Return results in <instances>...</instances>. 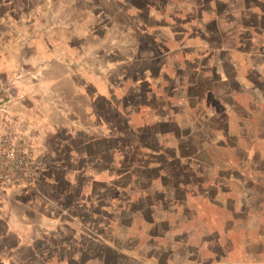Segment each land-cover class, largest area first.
Returning a JSON list of instances; mask_svg holds the SVG:
<instances>
[{
  "label": "crops",
  "instance_id": "1",
  "mask_svg": "<svg viewBox=\"0 0 264 264\" xmlns=\"http://www.w3.org/2000/svg\"><path fill=\"white\" fill-rule=\"evenodd\" d=\"M255 2L239 7L233 0H210L208 23H227V16L234 22L227 32L221 27L192 30L205 39L194 44L187 80L175 82L198 90L193 101L186 98L188 108L199 114L197 108L212 94L210 85L234 89L224 91L221 110L193 122L202 128L203 140L177 122L180 114H173L172 105L150 86H165L166 68L178 75L175 55L183 56V49L172 52L176 59L168 64L157 45L149 59L157 67L153 75L131 69L120 80L122 65L110 59L111 52L100 56L96 29L87 28L85 35L70 28L67 4L56 7L51 0L54 9L48 12L38 9V0H0V90H9L5 115L31 141L37 171L30 180L50 187L46 193L36 190L35 208H8L0 264H264V147L255 143L264 134V0ZM216 4L222 13L214 12ZM214 35V43L208 42ZM120 103L124 116L119 114L126 119L153 116L158 128H172L165 139L172 141L173 151L186 138L193 140L195 151L183 163L189 171L185 183L166 171L170 160L163 152L158 150L154 159L153 152L140 150V162L125 170L131 184L118 233L117 209L101 201L102 193L112 191L114 203L118 189L115 182L101 185L117 172L112 148L127 144L114 126L102 122L101 113L115 115ZM211 118L224 125L221 145L208 146ZM149 131L160 147L161 130ZM102 148H108L106 175L100 173ZM43 154L48 161L40 160ZM58 179L63 182L59 191L53 188ZM219 209L229 214L220 222L214 215ZM102 214L108 218L102 220ZM209 216L214 220L207 221Z\"/></svg>",
  "mask_w": 264,
  "mask_h": 264
},
{
  "label": "rangeland",
  "instance_id": "2",
  "mask_svg": "<svg viewBox=\"0 0 264 264\" xmlns=\"http://www.w3.org/2000/svg\"><path fill=\"white\" fill-rule=\"evenodd\" d=\"M209 1L210 0H203V2L201 3L199 0H53V5L56 7H60V3L64 4L63 6H65L66 4L68 5L70 19L69 26L75 32L85 33L86 35L88 30L87 28L96 29L97 36L95 37V39H99L100 44H102L100 56H103V54L105 55V53L107 54L108 52H111L112 56L110 57V59L122 65L118 71L120 80L125 78L124 76H126V73L131 69H133V71L134 69H145L146 71H150L151 75H153L157 67L154 66V63L150 62L149 59L156 53L155 50L158 49L157 45H160L164 49V54L166 55L165 59L168 64L174 63L176 57H179V60H177V65L179 66V70L177 73L178 75H175V73L172 72L171 68H166V77H169V81L164 82L165 86L158 88L156 87L155 83L154 85L151 84L150 86H153L152 90L155 93L162 95L163 103L169 106L174 105L173 108H171L172 106L170 107V110L173 114H180L179 117L176 116L177 122L181 125L183 124L189 127L188 129L191 131L190 135H195L197 136V138L204 140V134H202L200 131L202 130V128L200 129L199 126H195L193 122L197 118H208V115L216 112V109L221 110L220 103L221 99L224 98V91H229V89H232L233 87H231V85L229 84L230 86H226L224 90V88L220 84L210 85L212 94L210 95V97H208V100H206L205 103L202 102V107L197 108L199 113L197 114L194 108H188V101H186V98L193 101L198 95V90H186L187 86L184 83H181L182 88H180L178 87L179 85L175 82H179V79L180 81L187 80V78L189 77L187 67L189 66L190 60L192 58L194 44H198L199 41L201 42L205 39L202 33L201 35L200 33L195 34V32L192 33V30L196 27L212 30L217 29V27H221V29L227 32L228 28L232 25L230 23L234 22L233 17L227 16L230 19V23L221 21H217V24H214V22L208 23V21L206 20L205 10ZM50 2L51 0H38L37 7L38 9L47 8L46 11L50 12V9H54L53 5L50 4ZM233 3H235L236 6L238 4L239 7H241L243 4H249L250 6L251 4H254L256 2L255 0H233ZM195 4L199 7L197 9V12L194 11V8V10L192 9ZM213 9L214 12H223L222 6L218 4L214 5ZM182 33L184 34L182 35ZM191 36L192 38H190ZM215 38H217V36L214 35L212 38L208 37L207 40L208 42L214 43ZM94 44L97 45L98 43L95 42ZM179 49H183V52L185 53H183V56L175 55V57L172 52L176 51L178 54L179 51L177 50ZM169 54L172 55L170 56ZM236 58L237 55L235 54L233 56V59ZM227 73H229L228 70ZM173 85L176 87V91H173ZM2 90H0V95L5 97L8 89H3L2 87ZM118 95V93H114V96L117 97ZM5 101L6 97L4 98L3 102ZM177 103L180 104V108L182 110L180 108H176ZM247 105L248 104H246V106ZM122 107V103H120L118 107L116 106L117 112L115 113V115L113 114L114 111L109 112L102 110V122L106 120L108 123H110L111 126H114L115 128L113 130H116L117 135L121 137V141L124 144H128L129 141L139 139V143L143 145L147 144L151 147L153 146L160 152H163L164 156L168 158V160H170V162L165 167L166 171L172 173L171 176L174 177V179L178 178L180 181L182 180V182H188L189 171L187 167L183 165V163L186 162L192 154H194L195 148L193 146V140L190 138H186L184 141H181L179 147L173 151L169 147L170 142L172 141L169 142L167 141V139H165V137L167 136H172V128H169L167 126H165L167 128H158L156 124H154L153 116H147L146 119V117L133 115L131 120L128 117L126 119L122 117L124 116ZM119 112H121L122 116H120ZM203 112L207 115H204ZM146 120H148V122ZM5 121L6 123H13L9 119H5ZM143 123L145 125H143ZM223 126V123L218 118H211L210 120H208L207 127L208 129H210L211 133H213L210 139H207L209 140L208 146L222 144L220 134ZM135 128H146V131L141 133L137 130L135 132ZM149 129L153 130L154 132H157V130H161L159 131L160 133H158L164 139L162 140L160 147H158V144L155 145L153 137L150 135ZM15 131V141L16 139H18V135H21V155H23L25 161H30L27 159L32 158L33 154L31 141L28 140L25 134L20 133L18 130ZM184 132L185 131H181L180 133ZM207 132L209 131L207 130ZM138 133L140 134L137 137ZM263 142L264 134H262L255 143L260 147H264ZM105 151L106 148L101 149V162H107V151ZM212 153L214 157H218L220 155V152L215 151V153ZM238 154L240 155L241 153ZM234 155L237 154L234 153ZM41 156L42 157L40 158V160H49L48 156H46L45 154ZM113 156L118 158V154L116 151H113ZM175 156L179 157L180 161H178L177 158L175 159V161H172V157ZM125 159H123V168L117 171L115 174H111V176H108L110 177V180L108 179V177H106V179H108L109 181H105L106 179H104L103 181H105V183L117 182L116 180H119V178L126 179L125 170L128 167L136 165L137 157L131 156L129 154V158ZM230 166L232 165H229V167ZM26 167H28L27 162H25V165L21 166V172L26 171ZM32 170L33 169H30V171ZM200 170L201 169L199 168V171ZM100 173L106 175V173H108V165L102 166L100 169ZM136 174L144 175V172H136ZM149 175H152V173H149ZM179 175L180 178L177 177ZM33 176L34 174L32 175V177ZM105 183H102L101 186H104ZM164 183L166 184L169 182L165 181ZM128 184H131L130 180H128ZM59 185H61V181H59ZM49 188L50 187L46 185V183L42 180L36 183L23 176L20 179L19 184H14L13 186L11 184L6 190V193L0 198V232L3 230L6 221L8 220V208L16 204L24 205L27 207L28 205H32L35 208L36 190H39L42 193H46ZM130 196L133 199L134 197H136L133 193ZM26 214L28 218L29 216L31 218V212ZM214 215L219 219V222L229 216L227 212L220 209L218 211H215ZM118 218L119 217H117V221L119 220ZM210 220L212 221L214 219H212V217L210 216L207 217V221ZM122 226L123 224H120V222L118 221V233L122 232ZM234 236L236 237V235Z\"/></svg>",
  "mask_w": 264,
  "mask_h": 264
},
{
  "label": "built area",
  "instance_id": "3",
  "mask_svg": "<svg viewBox=\"0 0 264 264\" xmlns=\"http://www.w3.org/2000/svg\"><path fill=\"white\" fill-rule=\"evenodd\" d=\"M4 102L0 100V198L12 184H19L20 179H30L37 169L33 158L25 161L20 152V134L15 141V130L12 124L6 123ZM8 120V119H7ZM28 163L26 171L21 172V166ZM30 169H33L30 171Z\"/></svg>",
  "mask_w": 264,
  "mask_h": 264
},
{
  "label": "trees",
  "instance_id": "4",
  "mask_svg": "<svg viewBox=\"0 0 264 264\" xmlns=\"http://www.w3.org/2000/svg\"><path fill=\"white\" fill-rule=\"evenodd\" d=\"M143 135V134H142ZM138 137V136H137ZM139 139H136V140H132V141H129V143L124 146V147H121L119 145H117L115 148H112V150L116 151L117 154H118V163H117V171L121 170L123 168V159L125 158H129V154L131 156H136L137 159L136 161L137 162H140L141 158H142V155H143V152H141L140 150H148V153L150 154V152L152 153V158H158L160 156V154H158V149L154 148L153 146H149L147 144L143 145L141 143H139ZM106 150H108V148H106ZM106 152V151H105ZM106 162H102L101 163V167L102 166H106ZM106 179V178H105ZM104 180V179H103ZM102 180V183H105V181H109L108 179H106L105 181ZM59 181H61V179H58L56 180V184L55 186L53 187L55 190L59 191L62 187V184L63 182L61 181V185H59ZM117 182H115L116 184L113 185L115 187H117L118 189V196H117V200L114 201V203L112 202V191L110 192H105V193H102V198H101V201H102V204L107 203V204H111L110 207H114L117 209V213H118V221L120 222V224H123L126 220V217H125V212H124V204H125V201H126V189H127V186H130L128 185V181L124 178H119V180H116ZM106 183H110V182H106ZM112 185V183H110ZM104 187V186H103ZM107 189V188H106ZM111 190V189H110ZM110 196V197H109ZM122 206H121V205ZM109 207V206H108ZM107 207V208H108ZM109 207V208H110ZM108 218V216H104L102 214V220H106ZM117 221V222H118Z\"/></svg>",
  "mask_w": 264,
  "mask_h": 264
}]
</instances>
